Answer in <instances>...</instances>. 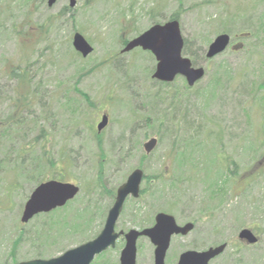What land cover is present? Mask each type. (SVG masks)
I'll return each instance as SVG.
<instances>
[{"label":"rangeland","instance_id":"374dc122","mask_svg":"<svg viewBox=\"0 0 264 264\" xmlns=\"http://www.w3.org/2000/svg\"><path fill=\"white\" fill-rule=\"evenodd\" d=\"M47 1L0 0V121L12 112L16 96L12 68L27 67L35 97L20 113L24 131L0 134V264L49 260L96 238L113 204L100 197L103 189L97 185L102 181L105 189L116 191L135 169L143 171L140 191L148 188V193L126 200L116 232L150 228L156 214L166 213L178 225L190 222L195 228L172 238L165 264H176L185 251L223 243L226 251L210 264H264V0H182L179 23L190 52L200 47L205 58L215 37L227 34L231 40L212 60L197 56L195 67H203L206 75L192 88L182 77L164 85L154 80L157 62L149 52L121 53V25L130 20L131 31L122 34L128 42L152 25L168 22L179 9L176 0H97L87 5V0H76L46 40L30 45L29 39L33 43L38 34L29 27L37 28L69 5V0H59L49 8ZM151 10H156L153 17ZM75 33L93 48L86 58L73 55ZM221 67L231 73L215 90L214 71ZM103 114L109 123L100 134V156L94 133ZM42 126L54 163L61 154L69 164L63 179L48 173L46 181L73 184L80 193L65 210L22 225L24 205L38 185L18 171L17 149L31 142ZM152 138L157 146L146 155L143 145ZM185 143L193 154L186 155L180 171L179 154L173 153L186 151ZM216 156L228 178L220 177ZM43 157L36 149L20 167L44 165ZM229 172L235 174L234 182ZM160 174L161 180L145 181ZM173 175L176 188L162 185ZM215 205L211 215L209 206ZM242 229L251 230L258 242L239 241ZM124 244L120 237L102 261L119 264ZM153 252L150 241L140 238L136 264H153Z\"/></svg>","mask_w":264,"mask_h":264},{"label":"water","instance_id":"95a60500","mask_svg":"<svg viewBox=\"0 0 264 264\" xmlns=\"http://www.w3.org/2000/svg\"><path fill=\"white\" fill-rule=\"evenodd\" d=\"M57 1L59 0H48V7H53ZM75 6L76 0H69V7L74 8ZM230 42V36L227 34L215 37L207 48L206 59L211 60L223 54L229 48ZM72 47L82 58L88 57L93 52L92 46L79 33L73 35ZM183 48L184 39L180 23L178 20H169L163 24L152 25L148 30L128 41L121 53H128L135 49L149 52L157 62L152 74L154 80L168 84L177 77H182L187 86L192 88L205 77V69L193 66L192 62L183 56ZM108 123V116L103 114L97 124V132H102ZM156 146L157 140L152 138L143 145V150L146 155H149ZM143 178V171L135 169L125 183L117 188L115 201L108 211L102 231L96 238L70 249L56 258L34 259L16 264H91L97 256L108 249H113L120 237L124 238L125 244L120 252L119 264H136L137 241L140 238H147L154 246L153 264H165L172 238L188 235L194 229L193 223L189 222L180 226L172 215L158 213L154 217V225L150 228L132 229L127 233L116 232V224L124 204L128 198L139 197ZM78 193L79 188L70 183L49 180L39 184L34 188L24 205L20 218L21 224L29 223L37 215L48 214L64 207ZM237 238L248 245H255L258 242L255 234L249 229H242ZM227 246L226 243H223L204 251H185L179 256L176 264H210L225 252Z\"/></svg>","mask_w":264,"mask_h":264},{"label":"trees","instance_id":"16d2710c","mask_svg":"<svg viewBox=\"0 0 264 264\" xmlns=\"http://www.w3.org/2000/svg\"><path fill=\"white\" fill-rule=\"evenodd\" d=\"M95 1H97V0H87V2L85 3V5H87L89 2L93 3ZM176 1L179 4V9L177 10V12L173 13L170 16L169 20H178V21H180L181 12H182V10H181L182 0H176ZM72 11H73V8H70L69 6H65L64 8L61 9V11L57 15H54V16L49 17L46 20V22H44L42 25L38 26L37 28L29 27V24H27L26 25L27 27H29L30 29H33V30L35 29L34 31H36L37 34H38V39L36 38L33 41V43L31 42V39H29L30 40L29 41L30 45L35 46V44L37 43V41L46 40V34H48L58 23H60L61 20H62V18H64L67 13H70ZM155 11L156 10H151L150 11L151 17H153ZM262 26H263L262 27V29H263L264 28V24ZM130 29H132V27L130 26V20H127V22L125 24L121 25V28H120V34H121L120 40H121V45H123V46L126 45L127 40L124 39V38H122V34L125 33L126 31H131ZM28 33H29V31H28ZM39 37L40 38L43 37L44 39H40ZM197 49H198V51L195 52V53L190 52L189 47H188V42L186 40H184L183 54L189 55L190 57H192V64H193V66H196L197 65V58H198L197 56H200V59H203V61H204V59H206V57L204 58V54H203L204 51H203V49L200 48V47H198ZM73 55L80 56L76 51L73 53ZM113 59H115V57H113ZM229 73H231V72H230V70L227 69V67H221L219 69H216V71H214V76H213L212 82H213V87H214L215 90H217V88L221 87V84L224 81L223 78H225V76L227 74H229ZM10 77L16 79L17 85H16V88L14 89L16 91V96H15V99H14L13 104H12V107H11L12 112L7 116V118L4 121H0V134L2 133L3 134L2 135L3 137L6 136L5 135L6 132H10V131L13 132V131H15L16 133L19 134V132L24 131L25 128L22 127V124H21L22 119L20 120V113H22L23 111H25L28 108H30V106L32 104H34V101H35L34 94L33 93H30L31 92L30 91V88L31 87H30V79H29V76H28L27 67L20 68L18 66L16 68H12L11 69V72H10ZM164 84H166V83H160V85H164ZM76 92H78V94L80 95V97L89 106H91L92 108L95 107V105L92 104L89 101V98L86 95H81L79 93V91H76ZM32 98L34 100H32ZM100 134H101V132L98 133L97 132V129H96V133H94V139L96 141L97 148L99 149L100 156H101L103 154V150H102V142H101ZM47 137L48 136L45 133V130L43 129V126H42L38 130L37 136L35 138H33V140L31 142H29L27 144H24V145H21L17 149V155H18L17 157L19 159V165H18V168L19 169H18V171L20 172V174H22L23 172L26 173L27 178L29 179V181H32V180L35 179L36 180V183L35 182L33 183L35 186L36 185H39L43 181L45 182L47 179H49L48 177H46V175L48 173L49 174H52V175H57V177L60 178V180L63 179L64 176L66 175L64 172H66V170H68L67 168H69V164L66 163L65 160H63V156L64 155H61L60 154V157L58 159V162L57 163H54L53 157L50 156V152L47 151V148H46L47 147L46 146V143L48 141ZM186 144L187 143H185L184 145H186ZM186 146H187L186 151H182L181 153L178 152V151H174V153H173L176 156L179 154L178 156H179V159L180 160L178 159V161H177V167L179 168L180 171L183 170V168L181 167L183 165H181L180 163H183L187 159V156L186 155L191 151V147H190V150H189L188 149V145H186ZM196 146L198 147V145H196ZM201 148H202V146H201ZM36 149H40L43 152V155H44L43 161L45 162V164L44 165H35L32 169H27L28 167H24L22 169L20 167V165L24 164V161H25L24 160V157H26V155H29L30 153H34L36 151ZM194 150H196V149H194ZM201 152L202 151L200 149L199 150V155H201ZM191 154H193V153H191ZM191 154H189V155H191ZM142 156L144 158H146L145 155H142ZM217 157L218 156H216L217 163L219 165H221V167H222L223 164L221 163V161L218 160ZM263 157H264V154H263L262 158ZM204 161L205 162H208V160H204ZM63 163H64V165H63ZM61 165H63L62 166L63 169H61L62 168V167H60ZM225 168L226 167H222V169L219 171L220 177H223V178H226L227 177L226 171H223ZM42 172H45V173L42 174ZM42 177H44L43 180H42ZM174 177H175V175H173L172 178H170L169 180H167V179L162 180L161 181L162 185H166V187H169L170 189L176 188V184L174 182ZM230 177H231V181L234 182L235 174H231L230 173ZM162 178H163V174H160V176H157V177H154V178L145 177V181L150 182L152 179L153 180H161ZM100 181H101V178L97 182H100ZM214 184H216V183H214ZM97 187L98 188L101 187L103 189L99 193V195H100L101 198L106 196L110 200H112V201L114 200L115 193H116L115 189H112V190L105 189L104 186H103V184H102V181L97 185ZM82 190H84V188ZM79 193H80V190H79ZM147 193H148V188L143 189L142 191H140V195H139L138 198H136V200L139 199L142 195H146ZM89 194L90 193H88V196H89ZM159 194L162 197L163 196V190H161L159 192ZM153 195H154V191L152 193H150V196L151 197ZM72 201L68 202L62 208L56 209V210H54V211H52V212H50L48 214H41V215L42 216L43 215H49V214H52V213H56L59 210H65L68 206H70V204H71ZM89 204H90V202L87 203L88 206H89ZM209 208H211V210H209V211H210L211 215H213L214 212H215V210L218 207L215 205V206H209ZM77 211H79V210H77ZM83 211H85V209H83ZM41 215H38V216H41ZM38 216H36V217H38ZM36 217H34V218H36ZM90 219H92V217L89 218L88 220H90ZM150 222L152 223L153 221H150ZM193 222H195V220ZM89 225H90V223H88V225L86 227L88 228ZM194 228H195V226H194ZM17 238H18V241H15V245L12 247V251L11 252H13V250L16 249V246L19 245V242H20V240L22 238V231L21 230L19 231V234H18V237ZM16 243H17V245H16ZM14 252H13V254H14ZM13 254L11 255V258L13 260L12 262L15 263L17 261H16L15 257L13 256ZM104 254H105V252L103 254H101L100 256L96 257V259H94V261L91 264H111L109 262L102 261Z\"/></svg>","mask_w":264,"mask_h":264},{"label":"flooded vegetation","instance_id":"af4514ba","mask_svg":"<svg viewBox=\"0 0 264 264\" xmlns=\"http://www.w3.org/2000/svg\"><path fill=\"white\" fill-rule=\"evenodd\" d=\"M117 191V190H116ZM115 197H116V193H115ZM114 201H115V198H114V200H113V203H114ZM113 205V204H112ZM123 238V237H122ZM123 240H124V238H123ZM125 242V241H124Z\"/></svg>","mask_w":264,"mask_h":264}]
</instances>
